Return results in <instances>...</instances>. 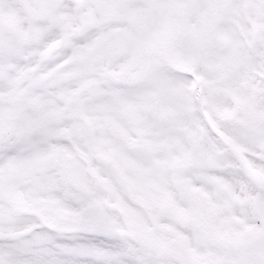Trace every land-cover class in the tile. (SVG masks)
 <instances>
[{
  "label": "snow or ice",
  "instance_id": "snow-or-ice-1",
  "mask_svg": "<svg viewBox=\"0 0 264 264\" xmlns=\"http://www.w3.org/2000/svg\"><path fill=\"white\" fill-rule=\"evenodd\" d=\"M0 264H264V0H0Z\"/></svg>",
  "mask_w": 264,
  "mask_h": 264
}]
</instances>
